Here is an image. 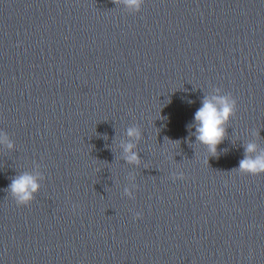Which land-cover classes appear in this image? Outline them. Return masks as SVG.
I'll return each mask as SVG.
<instances>
[{
  "label": "water",
  "instance_id": "obj_1",
  "mask_svg": "<svg viewBox=\"0 0 264 264\" xmlns=\"http://www.w3.org/2000/svg\"><path fill=\"white\" fill-rule=\"evenodd\" d=\"M217 88L213 156L190 126ZM3 136L0 264H264V174L237 170L264 149V0H0Z\"/></svg>",
  "mask_w": 264,
  "mask_h": 264
},
{
  "label": "clouds",
  "instance_id": "obj_2",
  "mask_svg": "<svg viewBox=\"0 0 264 264\" xmlns=\"http://www.w3.org/2000/svg\"><path fill=\"white\" fill-rule=\"evenodd\" d=\"M114 4L123 3L126 7L133 8L137 11L141 8L144 0H113ZM215 95L205 96L202 106L195 112L194 124L190 127L195 128L193 133L196 140L207 146L208 152L215 156L217 147L225 139L227 134V125L232 116L237 111V101L231 94H219L220 89L217 88ZM258 135V133H256ZM129 138H140V131L136 127L127 129ZM0 143H7L11 148L12 144L8 142L7 136L0 137ZM125 160L130 164H139V154L133 149L136 147L131 142L122 145ZM238 172L247 175L264 174V149H259L257 144L249 142L245 146L244 158L239 163ZM173 178L183 179L184 174L181 172L178 176L175 174ZM39 190V183L36 175L28 172H22L16 175L9 185V192L18 206L30 205L34 199V194ZM75 207V206H74ZM141 217L140 213L136 214V218Z\"/></svg>",
  "mask_w": 264,
  "mask_h": 264
}]
</instances>
